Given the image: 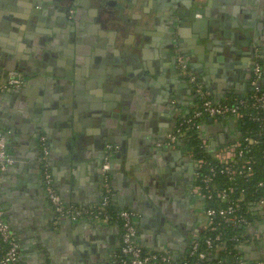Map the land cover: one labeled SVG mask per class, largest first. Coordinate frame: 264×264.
I'll return each instance as SVG.
<instances>
[{"label": "crops", "instance_id": "obj_1", "mask_svg": "<svg viewBox=\"0 0 264 264\" xmlns=\"http://www.w3.org/2000/svg\"><path fill=\"white\" fill-rule=\"evenodd\" d=\"M107 1L111 5L104 10L111 13L103 10L99 17L98 9L88 6L76 32L64 29L53 3L46 8L50 12L37 7L46 11L49 28L39 12L29 9L35 19L28 21L26 0L0 1V75L12 69L23 77L17 90L0 92V133L12 160L0 176V204L19 240L21 264H111L120 245L117 223L71 221L54 213L44 190L41 138L63 204L85 209L100 202L101 168L107 145L114 147L112 205L135 214L142 249L180 256L201 230L203 215L193 190L194 159L184 138L169 139L178 116L196 101L176 53L215 101L248 92L256 58L264 88V0H202L198 8L209 2L208 12L215 17L200 30L206 40L197 41L178 13L180 0L172 1L173 12L171 3L159 7L158 0ZM115 3L127 8L114 12ZM14 18L22 20L16 29L23 37H15ZM204 43L210 50L198 60L194 49ZM132 48L138 49L136 60L126 64L124 54ZM117 50L120 63H112ZM118 68L119 86L112 92L104 85L100 89L101 78ZM62 80L68 85L64 89L53 82ZM235 129L230 120L207 119L201 134L213 151L230 141ZM256 213L260 219L250 234L257 242L241 251L248 261L264 264V209ZM162 216L172 223L163 225L158 221Z\"/></svg>", "mask_w": 264, "mask_h": 264}, {"label": "built area", "instance_id": "obj_2", "mask_svg": "<svg viewBox=\"0 0 264 264\" xmlns=\"http://www.w3.org/2000/svg\"><path fill=\"white\" fill-rule=\"evenodd\" d=\"M177 63L182 75L186 78L196 99L201 102L200 108H194L191 115L188 111L181 114L175 131L169 137L170 141L187 137L191 128L197 131L200 146L210 152L211 160L204 157L195 158L194 153L189 150L195 163V182L193 190L199 197V205L203 215V226L201 230H215L220 223L231 222L240 226L250 227L251 223L247 218L238 214L241 210V198L232 199L230 195L234 187L229 185L225 188L214 190L217 176H225L230 180L238 178H250L254 176L256 158L252 150L262 143L264 137V88L261 85L263 69L256 58L251 67L249 90L244 98H234L232 103L213 100L209 93L202 87L195 75L188 71L187 66L181 57H177ZM23 79L17 72H10L0 75V92L9 89H18L22 86ZM207 119H227L232 121L236 127L235 135L227 143L216 150H210L205 137L201 134V125ZM247 119L256 122L257 128L247 130L242 135L238 124ZM197 120V121H195ZM41 155L40 163L43 175L44 190L50 206L58 217L68 218L71 221L92 218L101 222L117 223L120 227V245L114 255L111 264H186L175 261L177 258L168 252H153L142 249L138 240L135 214L127 209L118 210L114 216L106 212L110 204V158L116 152L111 145H107V152L102 165V194L100 202L95 207L88 209L81 207L65 206L55 190L52 177L48 168V147L44 138L40 140ZM263 163L261 170L264 174V150L262 151ZM12 160L7 151L5 136L0 133V176L11 165ZM197 182V183H196ZM258 190L264 193V177L255 184ZM206 200L219 201L226 204L224 208L206 206ZM254 212L264 209V195L254 202ZM199 233L191 236L188 244V253L196 254L197 260H203L207 256L216 255L224 249V240L221 233L217 232L213 237L209 236L203 240V247L200 248ZM253 243V239L249 243ZM248 243V244H249ZM242 247V246H241ZM0 264H21L20 244L17 236L11 230L3 208L0 204ZM238 264H262L261 261L250 262L244 257L238 258Z\"/></svg>", "mask_w": 264, "mask_h": 264}, {"label": "trees", "instance_id": "obj_3", "mask_svg": "<svg viewBox=\"0 0 264 264\" xmlns=\"http://www.w3.org/2000/svg\"><path fill=\"white\" fill-rule=\"evenodd\" d=\"M259 63L261 64L260 60ZM249 93V92H247ZM247 93L240 96H229L224 101L228 103H232L234 98H240ZM196 109L200 108L201 102L196 99L194 102ZM193 108L188 110V115H191ZM203 120H207L204 117ZM197 121V120H195ZM241 135L247 130H254L257 128L256 122H252L247 119H243L238 124ZM198 132L195 131V128H191L188 130L187 135L188 138L184 140L187 148L194 153L195 158L204 157L205 159L211 160L210 152L204 150L200 146V140L197 137ZM264 150V137H262V143L259 147L253 148L252 153L256 158L255 165V173L253 177L250 178H238L236 180H230L225 176H217L215 179V184H213L212 188L214 190L225 188L229 185L234 187L233 192L230 194L232 199L241 198V210L238 214L244 216L251 223L250 225H254L260 219L258 213L251 209L254 202L258 200L264 193L261 190H258L255 186L256 182L264 177L263 171L261 170V166L263 163L262 159V151ZM197 183V182H196ZM206 206H213L217 208H224L226 204L219 201H210L206 200ZM118 209L114 208L112 203L107 206L106 212L109 215L114 216ZM250 226V227H251ZM250 227L240 226L239 224H232L231 222L220 223L215 230H200L199 231V242L200 248L203 247V240L206 237L214 236L217 232L221 233L222 240H224V249H221L217 252V257L215 255H210L204 258L203 260H197L196 254L188 253V250L181 254L180 256H175L177 259L175 261L181 263L185 262L186 264H238V258L243 257V252L241 251V246L248 244L251 241ZM256 240H253V243H256ZM172 255V254H170ZM173 256V255H172Z\"/></svg>", "mask_w": 264, "mask_h": 264}, {"label": "water", "instance_id": "obj_4", "mask_svg": "<svg viewBox=\"0 0 264 264\" xmlns=\"http://www.w3.org/2000/svg\"><path fill=\"white\" fill-rule=\"evenodd\" d=\"M1 2L4 3V0H0ZM27 1V5L24 4L23 6L26 8L25 9V12H27V10L29 9L31 11V13H37L38 12V8H40L42 6V3H41V0H26ZM55 1H58L60 2L59 0H55ZM89 0H85V5H86V2L88 3ZM133 2H135L134 0H132ZM159 3V7H160V3H171L169 6H170V9L173 10L175 9V5H174V2H172L173 0H158ZM58 2H55L56 6H58ZM180 2H182V5H183V9L180 10L179 15H181L182 17H184L185 19H187V25L190 26V29H192V32L194 33V35H196V41L199 39V40H206V36L201 34L200 30L202 27H204V29L206 28V26L208 27V24L209 22L214 19L215 15H210L209 14V10H208V5H209V2L206 3V5H204L201 9L198 8V5H201V2L202 0H186V1H183V0H180ZM38 7V8H37ZM29 12H27L29 14V20H33L34 16H32V14ZM147 12V11H146ZM119 13V12H118ZM149 13H147L145 19L147 21V23H149L151 21V18H150V15H148ZM62 15V14H61ZM174 15H177V13H174ZM35 19V18H34ZM14 22L12 23V26L14 27L13 28V31L18 33V30L16 29V24L17 22H22V20L20 19H13ZM108 21V20H107ZM32 22V21H31ZM191 32V31H190ZM36 33V32H35ZM196 33H199V35H197ZM222 34L225 35V36H228L231 34V32L229 31H222ZM24 34H20V32L18 34L15 35L16 36H20V37H23ZM28 36V35H27ZM195 50V54L197 55V59L198 60H201V55L204 54V51L205 50H210V46L208 44H200V45H196V48L194 49ZM132 52L134 53L133 54V57L131 58L134 62V60H136V54L138 52V49L136 48H132ZM126 53L124 54V56H126ZM115 60L114 63H120V56L118 54V50L115 52V56H114ZM124 62H125V58H124ZM113 63V62H112ZM134 64V63H133ZM8 72H16V71H13L12 69H7ZM122 69L121 68H118V70L116 71H112L113 75H111L109 78H101V87L100 89H102V86L105 87V89H107L108 92H112L114 88L118 87L119 86V79L122 78L120 76V78L117 80L116 76L117 74L121 73ZM126 71H129V68L127 67L126 68ZM108 75V73H107ZM123 79V78H122ZM55 83L58 84L59 88H61L62 86H64L62 89H64L67 85V82H65L64 80L62 81H53ZM99 85V83H98ZM10 90V89H9ZM12 90H17V89H12ZM61 90V89H60ZM114 107L116 105H113ZM117 107V106H116ZM122 124V123H121ZM110 138V141H113L112 137H109ZM108 138V139H109ZM194 163V162H193ZM194 167H195V163H194ZM111 168H112V165H111ZM195 169V168H194ZM163 217V218H162ZM160 217V219L158 221H161L163 225H165L166 223L168 224H171L172 223V219H170L168 216H162ZM249 230H251V228H249ZM140 244V243H139ZM142 245V244H141ZM140 245V246H141ZM217 256L215 255V258Z\"/></svg>", "mask_w": 264, "mask_h": 264}, {"label": "flooded vegetation", "instance_id": "obj_5", "mask_svg": "<svg viewBox=\"0 0 264 264\" xmlns=\"http://www.w3.org/2000/svg\"><path fill=\"white\" fill-rule=\"evenodd\" d=\"M60 2L58 1H55V0H41V3H42V10H48L46 9L47 7L50 6V4H54V7L57 8L58 10L56 11V15L58 18H62L64 19L63 23H64V29H67L69 31H72V32H76L77 31V26L80 24V21L82 20L81 16L82 14H85L86 13V8L89 6V8H91L93 6V8L95 9H98L97 10V14L98 16L100 17L103 10H104V5L105 4H110L109 1L105 2V0H89L88 3L86 2V6H85V0H59ZM131 2H133L132 0H130ZM135 1V4H136V0ZM139 1V0H138ZM137 1V3H138ZM55 2H58V6H56ZM127 6H121V4H117L115 3V6H114V12H122L123 11V8ZM109 8V7H108ZM82 10V11H81ZM46 11H38L41 15H39V17H41V20H46L48 21L49 19L46 17L47 14H43L45 13ZM49 11V10H48ZM104 11H107L106 13H111L109 10H104ZM50 12V11H49ZM113 12V13H114ZM62 14V15H61ZM43 16H44V19H43ZM108 16V15H107ZM55 18V20L58 22V18ZM110 18L106 19V22L107 20H109ZM51 23V21H50ZM46 26L50 28V24H49V21L48 23H46ZM119 26H120V23H119ZM124 27H125V21L123 22V20H121V30H124ZM63 29V30H64ZM39 31V30H38ZM40 31H43V29H41ZM91 31H89L88 33H90ZM173 45V43H172ZM173 53V51H172ZM133 52L127 54L125 56V63H131L133 64V60L131 59L133 57ZM181 57L183 62L185 63V65L187 66L188 68V65H187V62L185 61L184 57L182 56V54H178L176 53V62H177V57ZM174 58H175V54H174ZM114 63V62H113ZM188 71H190L188 69ZM191 72V71H190ZM113 75V73H112ZM130 75V73H129ZM117 79L120 78V74H117L115 75ZM22 77V76H21ZM23 79V77H22ZM182 114V113H181ZM181 114L178 116V120H180L181 118ZM187 137H184V140H186ZM178 140V139H177ZM189 151V149H188Z\"/></svg>", "mask_w": 264, "mask_h": 264}]
</instances>
